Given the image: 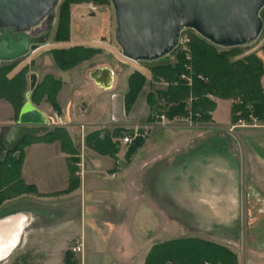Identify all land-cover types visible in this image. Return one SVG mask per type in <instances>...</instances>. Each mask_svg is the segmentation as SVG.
Here are the masks:
<instances>
[{
  "label": "crops",
  "instance_id": "crops-1",
  "mask_svg": "<svg viewBox=\"0 0 264 264\" xmlns=\"http://www.w3.org/2000/svg\"><path fill=\"white\" fill-rule=\"evenodd\" d=\"M121 62L128 71L117 74L109 64L99 65L88 74L87 82L72 73L71 79L87 87L97 110L88 118L84 116L88 109L78 108L86 103L80 101L86 92L68 87L62 80L57 95L59 117L71 137L81 124L90 130H126L146 124L150 109L143 89L131 110L124 111L130 69L128 63ZM97 69L111 70L110 88L103 87L101 80L106 75L95 73ZM31 104L44 115L50 109L44 102ZM1 110L6 112L2 116L5 122L0 123L3 139L16 120L14 107L7 100L0 101ZM211 120L213 128L225 127L215 121L214 111ZM175 122L179 121L152 124L129 162L124 158L126 151L122 153L129 145L121 143L120 138L113 157L99 154L76 139L78 186L67 193L63 191L69 185V155L61 150L59 142L35 141L24 146L20 176L24 183L35 187L37 194H21L0 204V263L18 252L25 260L22 264H66V252L81 241L83 252L72 253L73 264H143L154 244L179 238L177 230L220 235L217 226L224 220L232 221L239 205V163L230 150L231 139L215 129L209 134L200 133L199 144L191 149L189 136L163 132H175L170 128ZM152 128H156L154 134ZM176 147L182 148L176 156L178 161L173 150ZM250 159L253 169H264V156L250 155ZM258 189L264 192V184ZM179 191L183 200H176ZM175 202L189 228H176ZM221 235L233 239L228 233ZM250 261L256 264L255 257Z\"/></svg>",
  "mask_w": 264,
  "mask_h": 264
},
{
  "label": "trees",
  "instance_id": "trees-1",
  "mask_svg": "<svg viewBox=\"0 0 264 264\" xmlns=\"http://www.w3.org/2000/svg\"><path fill=\"white\" fill-rule=\"evenodd\" d=\"M94 2L106 4L109 0H60L58 4L57 21L53 29L54 41L69 40V6L72 3ZM264 24V7L260 11ZM244 47V46H243ZM242 47L222 48L216 46L198 34L194 33L188 43L190 59L185 58L181 51L175 53L173 63L154 64L148 67L153 81H164L165 89H158L146 96L150 115L146 124L155 120V116L163 113L168 120L187 117L190 114L198 123L211 120V112L215 108L213 98L232 100L230 122L235 124L240 120L250 121L254 117L264 121V61L256 54H250L235 59ZM264 55V45L261 48ZM98 48L71 46L69 48L52 49L50 54L54 65L60 71H69L93 56L100 54ZM156 62V61H153ZM152 63V62H145ZM18 62L0 67V98L10 102L15 110L17 120L19 110L24 102L25 69L9 74L16 68ZM185 66H190L187 72ZM188 74L191 85L181 81L182 74ZM202 77V79L200 78ZM146 77L139 71H134L127 80V90L124 94V111L128 113L140 94ZM62 87V81L51 75H46L30 92V101L39 105L43 100L50 109L61 114L57 95ZM199 114V117H195ZM64 126L49 129L45 133L26 135L13 148H6L0 139V204L21 194H37L33 185L24 183L20 176L23 159V148L28 143L58 141L63 152L69 155V185L63 193L70 192L78 186L75 176L77 148L74 146ZM124 129L114 128L111 131L95 130L86 136V145L102 155L115 156L118 152V138ZM145 138H137L125 152L126 162L143 144ZM73 254L67 251L66 264H73ZM22 258V257H21ZM25 262L24 258L21 262ZM20 262V264H22ZM237 264V256L229 248L197 237L175 238L154 244L146 255L143 264Z\"/></svg>",
  "mask_w": 264,
  "mask_h": 264
},
{
  "label": "rangeland",
  "instance_id": "rangeland-1",
  "mask_svg": "<svg viewBox=\"0 0 264 264\" xmlns=\"http://www.w3.org/2000/svg\"><path fill=\"white\" fill-rule=\"evenodd\" d=\"M90 7H95V9L93 10ZM57 13L58 7L56 9L55 22L57 21ZM91 13H94V15H91ZM42 24L44 25V22ZM114 27V11L110 1L106 4H97L92 1L72 3L69 6V40L67 42L54 41L53 32L48 43L43 45L40 50L31 52L27 56L17 61L2 63L0 67L18 62L16 68H14L13 71L9 74V77L12 76V73L19 71L23 67H27V69H25V90L28 89L29 86L26 75L30 72H36L38 74L37 83H40L46 75H51L55 79H59L61 81L64 80L67 83L68 87L73 86L74 89L85 91L86 93L82 96V100L80 101H82L81 103H86L83 105H79L78 108L83 106V111H86L88 109V111H86V115H84L86 118H88V115L93 116L97 110L95 109L94 103L90 101L91 95L87 92V87L78 83V81H76V78L73 77V79H71L73 75L72 73H77L79 75L80 81L82 80L87 82L89 81L88 74L99 65L109 64L114 71L117 70V74L120 71H128V69H125V66L122 65L123 62H121L125 61L126 63H128L126 64V66H128L130 69L129 75L134 71H139L146 77V83L142 88L143 94L145 93L147 96L148 93L155 90L165 89V87L167 86V82H164L162 80L158 82L153 81L148 67L154 64H163L169 62L173 63L175 59V53L178 52V50L176 49L162 59H159L156 62L152 63L131 61L121 55L119 47L117 46L114 39ZM194 33L196 32L192 30H186L185 36L191 39ZM77 45L98 48L100 49L101 53L93 56L87 61L82 62L69 71H60L54 65L50 51L52 49L69 48L71 46ZM263 45L264 24L258 39L250 45L240 48V53L236 55L235 59H239L250 54H256L264 61V55L261 51ZM262 85L264 87V76L262 78ZM212 99L216 104L213 110L215 121L218 124L225 126L224 128H213V126H210L212 120L206 123L197 122L193 126H188L184 122L180 121L175 122V124H173L172 126L170 125V128L175 132H163L168 134L179 133L180 136H189L191 149L195 148L199 144L198 139L200 137V133L209 134L214 132L216 129L220 131V133L228 135L231 139L230 150L234 153L239 163V205L237 207V212L235 211V213L231 216L232 221L226 222L224 220L220 223V226H217L216 229L220 232V235H212L209 231L194 232L188 229L185 232H182V230H177L176 234H180L178 235L180 236L179 238L197 237L207 241L216 242L219 245H223L233 251L236 256L238 255L240 257V264H249V262L252 263L250 261L252 260V257H255L256 264H264V192L262 189H258L259 185L261 186L262 183L264 184V169H253L251 167L250 159V155L256 154L259 156H264V121H258L254 117H250L249 122L240 120L242 122L238 121L234 125H231L233 124L230 122V109L232 100L218 99L213 97ZM2 100L5 99L0 98V101ZM43 102L46 103L44 100L42 101V103ZM46 104L48 105V103ZM46 112L47 113L45 116L48 119L49 129L60 127L58 126V124H56V116L59 115L51 109ZM3 114H6V112L1 110L0 123L5 122L3 121L5 120V118L2 117ZM177 119L173 120L177 121ZM81 125L85 126L84 134L83 136H81V133L77 128L78 130L75 131V137H71L70 131L66 127H63L67 130L73 144H75V147L76 145H78L75 142L76 139L83 140L85 146H87L85 140L86 136L92 131H95L94 129H87L85 124ZM102 129L107 131L112 130L108 128H100L97 130ZM155 129L152 128L151 133L154 134V132L156 131ZM173 150L175 152V157L177 155L180 156V154L182 153H179V150L182 151L181 147H176ZM125 151L126 148H123L122 153H124ZM178 157L175 158L176 161H178ZM153 176H155V173H153ZM179 193L180 195L176 192V200L183 198L181 196L182 191H179ZM193 198L194 197L192 194L190 200L192 201ZM175 209L176 228L177 226L182 227L183 225L189 228L190 226L182 221L181 208L176 204V202ZM223 233L232 235L233 239H225V237L221 235ZM20 262L21 254H19L18 252H14V254H12L7 261H3L0 264H20ZM166 264L171 263L168 262Z\"/></svg>",
  "mask_w": 264,
  "mask_h": 264
},
{
  "label": "water",
  "instance_id": "water-1",
  "mask_svg": "<svg viewBox=\"0 0 264 264\" xmlns=\"http://www.w3.org/2000/svg\"><path fill=\"white\" fill-rule=\"evenodd\" d=\"M115 19L114 39L121 55L134 62H153L170 54L180 32L191 29L210 43L243 47L255 42L263 28L260 11L264 0H109ZM60 0H0V65L17 61L48 43ZM94 15V13H91ZM47 25L40 30L43 22ZM105 73L103 87L112 85V72ZM28 89L16 123L3 138L13 148L24 136L49 130L47 117L30 102L37 75H26Z\"/></svg>",
  "mask_w": 264,
  "mask_h": 264
},
{
  "label": "built area",
  "instance_id": "built-area-1",
  "mask_svg": "<svg viewBox=\"0 0 264 264\" xmlns=\"http://www.w3.org/2000/svg\"><path fill=\"white\" fill-rule=\"evenodd\" d=\"M91 9H95V7H90ZM186 30H191V29H183L181 32H180V37H179V41H178V44L177 46L175 47V49L173 51H175L176 49L178 51H181L185 54V58L187 60L190 59V56H189V50H188V43L190 41L189 37H186L185 36V31ZM193 31V30H192ZM185 69L187 72H190V66H185ZM202 79V77H200ZM179 79L183 82H185L187 85H191V78L188 74L184 73L182 74ZM168 85V83H166ZM195 117H199V114H195ZM57 118V121H56V124H58V126H65L66 124L60 119L59 116H56ZM112 119H114L112 117ZM179 122H184L186 125L188 126H193L195 125V122L193 120V116L190 114L189 116L187 117H183V118H178L177 119ZM168 121L166 116L163 114V113H160L158 115L155 116V120L150 123V124H144V125H135V126H132V127H129L127 128L126 130H124L123 132V135L120 137V141L121 143H123L124 145H130L132 144V142L137 139V138H146V136L148 135L149 133V130L152 126V124H158V125H164L166 124ZM239 122H242V121H239ZM47 124L49 126V123H48V119H47ZM78 129H79V132L81 133V136H83L84 134V130H85V126L83 125H79L78 126ZM70 251L72 253H81L83 252V243L81 241L75 243L71 248H70Z\"/></svg>",
  "mask_w": 264,
  "mask_h": 264
},
{
  "label": "flooded vegetation",
  "instance_id": "flooded-vegetation-1",
  "mask_svg": "<svg viewBox=\"0 0 264 264\" xmlns=\"http://www.w3.org/2000/svg\"><path fill=\"white\" fill-rule=\"evenodd\" d=\"M46 25H47V21H45V22H44V25H43V24L41 25V28H40V30L42 29L41 31H43V30H44V28L46 27ZM52 33H53V31H52Z\"/></svg>",
  "mask_w": 264,
  "mask_h": 264
}]
</instances>
